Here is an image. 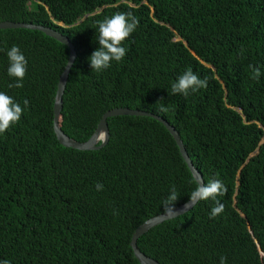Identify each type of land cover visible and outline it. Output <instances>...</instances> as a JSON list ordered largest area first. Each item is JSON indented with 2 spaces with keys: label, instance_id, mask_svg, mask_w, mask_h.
<instances>
[{
  "label": "trees",
  "instance_id": "16d2710c",
  "mask_svg": "<svg viewBox=\"0 0 264 264\" xmlns=\"http://www.w3.org/2000/svg\"><path fill=\"white\" fill-rule=\"evenodd\" d=\"M117 12H131L138 27L122 61L95 72L88 58L99 47L97 21ZM2 21L50 27L74 45L59 118L66 135L87 141L114 108L152 112L179 132L204 183L225 185L219 215L210 216L213 200H201L142 235L141 252L160 264H220L222 256L264 264V0H0ZM13 45L28 61L22 88L8 87ZM68 58V46L40 30H0V91L22 107L29 100L0 134V260L141 264L131 247L136 228L164 213L173 185L178 207L196 184L152 117L108 118L109 140L98 149L63 146L53 119ZM189 68L207 87L170 95Z\"/></svg>",
  "mask_w": 264,
  "mask_h": 264
},
{
  "label": "clouds",
  "instance_id": "9594fccd",
  "mask_svg": "<svg viewBox=\"0 0 264 264\" xmlns=\"http://www.w3.org/2000/svg\"><path fill=\"white\" fill-rule=\"evenodd\" d=\"M138 24L139 20L131 12H117L110 17L97 21L98 35L96 40L99 47L88 58L93 71L100 72L111 67L113 60L116 62L122 61L127 53V49L122 44L136 30ZM7 57L9 60L8 75L15 79V83H10L8 87L22 88L24 86L23 80L27 73L28 61L16 45H13L7 51ZM260 74V69L255 68L253 78L259 79ZM207 83V77L201 79L198 74L189 68L171 84L170 95L182 94L187 97L190 92L194 93L201 88H206ZM23 105L22 107L13 97L0 91V134L5 133L21 119L22 113L29 106V100L25 99ZM158 111L167 112V108L164 105H160ZM190 182L196 184V187L189 194V200L184 207H191L201 200L211 199L215 202L211 209V217H216L224 210V205L217 199L218 196L223 195L226 191L225 185L221 180L211 178L207 183H204L197 173L192 175ZM103 187L102 183L98 182L96 184L97 191L103 190ZM178 199L179 195L173 185L162 201L164 215L170 218L177 215L178 210L175 204ZM226 262L227 258L222 256L220 264H226ZM0 264H11V262L9 260H0Z\"/></svg>",
  "mask_w": 264,
  "mask_h": 264
},
{
  "label": "water",
  "instance_id": "95a60500",
  "mask_svg": "<svg viewBox=\"0 0 264 264\" xmlns=\"http://www.w3.org/2000/svg\"><path fill=\"white\" fill-rule=\"evenodd\" d=\"M87 15H85L79 22H81L84 18H86ZM78 22V23H79ZM37 29L45 34L55 38L56 40L60 41L61 43L65 44L69 48V58L68 62L60 76L58 87H57V92H56V97H55V102H54V119H53V127L55 134L59 140V142L65 146V147H70L78 150H94L103 147L106 145V143L109 140V127L107 123V119L111 117H116V116H148L156 119L160 123H162L166 129L170 132V134L173 136L175 139L179 150L181 152L182 157L184 158L188 168L190 169L192 175L197 174L200 176V178L203 180V176L200 174V172L197 170V168L194 166L189 154L187 153V150L185 148V145L179 135V132L166 120H164L162 117L152 113V112H147L144 110H137V109H130L127 107H118L114 108L111 110H108L102 115V118L95 130V132L92 134V136L85 142H78L74 140L73 138L69 137L66 135L63 130L61 129L60 123H59V118L60 114L63 108V94L66 88V84L69 78V74L71 72V69L74 65V62L77 57V52L74 47V45L71 43V41L61 32L42 25H37V24H32V23H21V22H13V21H2L0 22V30L1 29ZM188 202V201H187ZM186 204L183 203L176 207L177 215L175 217H178L180 215L185 214L189 210H191L197 203L192 205L191 207H184ZM173 217V218H175ZM172 219L170 217H167L164 215V213L159 214L158 216H155L153 218H150L146 220L144 223L139 225L131 239V247L133 249L135 257L139 260L141 264H160L156 260L148 257L145 255L141 250L138 248V239L147 233L149 230L154 228L155 226L163 223L166 220Z\"/></svg>",
  "mask_w": 264,
  "mask_h": 264
}]
</instances>
